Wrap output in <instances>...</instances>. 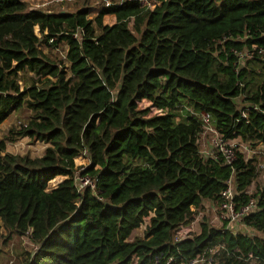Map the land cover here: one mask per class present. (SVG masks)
<instances>
[{"label":"trees","instance_id":"trees-1","mask_svg":"<svg viewBox=\"0 0 264 264\" xmlns=\"http://www.w3.org/2000/svg\"><path fill=\"white\" fill-rule=\"evenodd\" d=\"M156 1L148 10L123 0L89 18V7L45 13L0 0V125L14 111L33 113L0 141V240L29 231L37 245L21 264L189 262L217 244L226 250L214 264H264V185L246 232L203 222L199 235L172 243L191 207L220 201L233 171L234 201L249 199L254 161L238 154L230 168L218 153L200 157L199 114L227 140L264 146V72L249 93L230 53L264 48V0ZM60 44L68 69L43 51ZM23 72L33 76L20 90ZM24 138L46 144L44 155L5 152ZM77 172L97 179V195L78 191Z\"/></svg>","mask_w":264,"mask_h":264},{"label":"built area","instance_id":"built-area-1","mask_svg":"<svg viewBox=\"0 0 264 264\" xmlns=\"http://www.w3.org/2000/svg\"><path fill=\"white\" fill-rule=\"evenodd\" d=\"M123 0H119L118 3L122 2ZM129 1V0H128ZM154 3L152 6H150L147 3V0H138L140 3V6L146 9L153 10L159 3L156 0H153ZM110 4H117V3H110ZM109 5V4H108ZM105 6V7H108ZM228 39L238 40L237 38L232 37H224L222 38L219 43H223ZM52 40H49V43H51ZM230 53L233 54L238 64H241V62H257L259 64L264 65V48L258 47L257 45H252L251 49H245L243 51H238L235 48H232L230 50ZM239 87H244L242 83H236ZM250 109L259 110V107L257 105L253 106H247L241 108V117L243 119H246V113ZM190 112H192L190 110ZM200 123L202 130L198 135V147H199V154L200 157L207 159V158H214L216 157L217 153L221 155L223 162L226 166L233 168L232 165L237 160V155L240 154L243 156V153L240 151L241 147L245 146L246 149V156L250 160L252 157L259 156V154L254 151V147L250 146L248 143L243 144H237V139L234 138V140H227L223 138L221 134L217 132L214 126H212L211 123V117L210 115L206 113H200L199 114ZM240 143V142H239ZM243 145V146H242ZM261 146V145H257ZM257 150V149H256ZM246 161L247 158L243 157ZM256 171H264V155H262V158L259 159V162L256 163ZM234 171L232 172V177L226 181V190L221 194L220 201L218 202H207L204 206L209 209L211 212V220L205 221L200 217V222L197 225H192L190 222L194 218L195 213L197 212L196 209L198 208H190L191 212L193 213L192 218L189 222L185 223L184 225H180L175 233L173 234L172 243L175 244L177 242H181L187 238H192L193 236L199 235L201 233V223H205L209 228L211 229H226V230H232L234 233L236 231H239L238 226L243 227L242 220L249 215L250 213L256 211L257 207V197L254 198L252 195V190L250 187L246 190L245 194L249 197L247 203L243 205H237L234 201L236 192L234 188ZM75 183L77 186V189L80 193H83L84 189H89L90 191H93L95 195L98 194V191H96V178H89V177H82L80 176V173H75ZM99 200H102L99 198ZM207 205V206H206ZM150 219V218H149ZM195 221V220H194ZM193 221V222H194ZM149 224L146 225V227ZM244 228V227H243ZM146 229V228H145ZM31 233L28 231V233L23 236L25 240H29V236ZM30 241V240H29ZM32 244L33 253L37 250V245L34 243ZM226 248L222 244H217L216 246L210 248L209 250L205 251L202 254H198L195 259L189 261V262H178L177 259L169 258L167 260L166 264H214L216 255L220 251H225Z\"/></svg>","mask_w":264,"mask_h":264},{"label":"rangeland","instance_id":"rangeland-1","mask_svg":"<svg viewBox=\"0 0 264 264\" xmlns=\"http://www.w3.org/2000/svg\"><path fill=\"white\" fill-rule=\"evenodd\" d=\"M30 7L37 8L45 13L51 12H73L84 7H89V18H93L101 9L105 8L110 3H118L119 0H23ZM147 3L152 6L154 1L147 0ZM132 28V23L129 22V26ZM38 37L39 30L35 31ZM44 53L49 55V57L53 60H57L61 62V65L64 68L68 69L69 64L66 62V53L67 48L65 45L60 44L57 47H48L43 48ZM237 73H240L242 70H245L244 78L242 83L245 85L246 91L249 93H253L258 84L261 82L263 78V65L257 62H241L236 67ZM33 76L32 73H18V85L21 90L28 82L29 77ZM178 112H186V109L178 108ZM188 110V109H187ZM190 112V110H188ZM33 113L30 110H26L25 108L19 111L12 112L8 119L3 122L0 126V141L9 135V130L12 128L18 129L20 126H26L30 121ZM240 141V140H239ZM5 152L11 153L14 155H19L21 157H29L30 159L40 158L44 155L46 144L41 142H37L33 139H19L17 141L5 142ZM256 150L254 147V151H256L259 156L264 155V146H260ZM41 152V153H40ZM264 173V171H262ZM251 189V187H250ZM256 194L255 190L252 192V195ZM207 206V205H206ZM196 213L194 218L191 220L192 225H197L200 222V217L203 220L210 221L211 220V212L207 207L196 209ZM153 215H150L152 217ZM149 217V218H150ZM149 218H146L144 222L134 230L133 234L130 237L132 241L134 237L139 236L143 237L146 225L149 224ZM195 220V221H194ZM190 221V220H189ZM188 221V222H189ZM194 221V222H193ZM239 231L246 232L247 230L241 226H238ZM30 240V238H29ZM27 241L24 237H14L12 240L3 242L0 240V264H21L27 255H33L32 242Z\"/></svg>","mask_w":264,"mask_h":264},{"label":"crops","instance_id":"crops-1","mask_svg":"<svg viewBox=\"0 0 264 264\" xmlns=\"http://www.w3.org/2000/svg\"><path fill=\"white\" fill-rule=\"evenodd\" d=\"M1 126V125H0ZM240 139L238 138L237 139V144H243V141H239ZM240 142V143H239ZM243 146V145H242ZM256 147V149L257 150H259L258 148L260 147V146H255ZM46 148V147H45ZM45 150V149H44ZM240 151L243 153V157H245V158H247V156H246V149H245V146H243V147H241V149H240ZM260 158H262V156H254V157H252L250 160H253L254 161V164L256 165V163L257 162H259V159ZM249 159L247 158V161H248ZM257 172V176H256V178H255V180L251 183V185L249 186V187H251V190H252V192L255 190V192L257 191V187H258V185H260V186H263L264 185V173L262 172V171H256ZM1 233H3V235H5L6 233H4V231H2ZM14 237H16V236H14ZM5 264H7V263H5Z\"/></svg>","mask_w":264,"mask_h":264},{"label":"bare ground","instance_id":"bare-ground-1","mask_svg":"<svg viewBox=\"0 0 264 264\" xmlns=\"http://www.w3.org/2000/svg\"><path fill=\"white\" fill-rule=\"evenodd\" d=\"M41 153V152H40ZM40 157H41V155H40Z\"/></svg>","mask_w":264,"mask_h":264}]
</instances>
